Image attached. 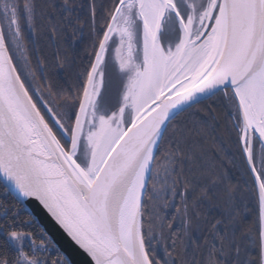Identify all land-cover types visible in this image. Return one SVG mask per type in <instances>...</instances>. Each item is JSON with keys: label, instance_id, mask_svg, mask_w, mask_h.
Instances as JSON below:
<instances>
[{"label": "snow or ice", "instance_id": "6c2138e0", "mask_svg": "<svg viewBox=\"0 0 264 264\" xmlns=\"http://www.w3.org/2000/svg\"><path fill=\"white\" fill-rule=\"evenodd\" d=\"M37 7L0 0V177L39 201L89 264H264V0H108L100 29L93 0L92 59L76 95L55 100L32 82L27 43ZM75 7L64 0L63 10ZM109 59L121 81L113 103L105 97ZM221 94L253 177L257 233L247 243L255 252L222 219L207 235L191 229L199 213L189 212L185 163L196 160L193 135L214 139L215 129L178 118ZM177 195L179 232L158 207L145 212L146 200L175 207ZM0 235V264H41L24 249L29 234L4 223Z\"/></svg>", "mask_w": 264, "mask_h": 264}, {"label": "trees", "instance_id": "16d2710c", "mask_svg": "<svg viewBox=\"0 0 264 264\" xmlns=\"http://www.w3.org/2000/svg\"><path fill=\"white\" fill-rule=\"evenodd\" d=\"M73 2L76 7L69 13L63 10L64 0H36L37 32L34 37H29L27 43L35 81L44 92L48 93V90H51L53 100L57 96L66 98L69 95H76L83 79L82 72L92 59L93 37L89 27L91 23L89 6L93 0H73ZM107 3L108 0H95L97 29L103 27L101 5ZM53 29H55V35H53ZM219 102L220 97L205 101L178 119L191 124L194 116L196 119L208 120L214 125L215 130L212 133L214 139L195 135L192 137V141L199 148L195 152L196 160L185 163V171L191 173L190 178L193 183V187L189 189L188 207L189 210L196 211L206 219L211 216L210 223L222 219L230 228L233 223L232 218L236 217L242 209L234 204V195L229 198V195L233 193L232 190H235L232 176H235L237 168L234 170L236 167L234 161L235 167L233 163H229L232 162L233 157L227 148L231 139V124L226 115L227 106L225 103L218 104ZM209 105L217 109L212 113L216 117L215 121L209 120L207 115L211 112ZM69 109H71L70 103ZM237 172L238 178L243 181L242 175L238 170ZM251 178L253 179L252 175ZM213 179L215 183L212 182ZM179 187L181 188L179 192H182L183 185ZM205 197H209L211 206L216 208L215 212H208L204 203ZM193 204L196 205L195 208ZM179 207H181V200L177 195L175 210ZM257 215L256 211L252 212L248 221L245 219V222L242 215H238L242 226L241 233L253 239L257 233ZM174 216L176 217V213H171L168 220L172 221V230L179 232L182 226L174 224L176 220H172ZM4 223H7L10 230L29 234L27 236L31 238L32 243H30L35 247L33 254L40 259L41 264H64L66 261L50 238L0 181V224ZM164 231L167 235L170 230L165 228ZM239 238L238 235L237 239ZM4 239V236L0 235V242ZM168 243L170 244L171 241ZM25 251L29 252L30 249L25 247ZM197 258H201L200 254H197Z\"/></svg>", "mask_w": 264, "mask_h": 264}, {"label": "rangeland", "instance_id": "374dc122", "mask_svg": "<svg viewBox=\"0 0 264 264\" xmlns=\"http://www.w3.org/2000/svg\"><path fill=\"white\" fill-rule=\"evenodd\" d=\"M20 63L22 64L23 62L20 61ZM105 81H106V93H105L106 100L109 103H113L115 100L117 91L119 90L121 81H120V76L118 72L116 71V69L114 68L111 59H109L108 64H107ZM32 82L35 85L39 86V83H37V81L34 80ZM39 88H40V91L44 93V95L46 96L48 95V93L44 92L40 86ZM35 98L37 100L39 99L38 96H36ZM222 100H223V95L220 96V102L218 104L223 103ZM70 110L71 109L69 108L65 109V111H70ZM230 137L231 139L228 142L227 148L233 158H232V162H229V163L230 164L231 163L234 164V162L236 163V167L234 164V167H235L234 170H236L237 168V170L243 177V181H241L238 178L237 176L238 172L236 170L235 176H232V184L235 190H232L233 193L232 195L231 194L229 195V198H232V196L234 195V202H235L234 204L239 206L242 209L239 212L241 213L240 215H242L243 217L242 219L245 222V219L248 221L249 215L252 212L256 211V213H258V204L256 201L257 199L255 200L253 179L251 178V175L249 173L250 170L247 166L246 159L244 155L242 154V144L238 143L236 132L233 131L232 128L230 132ZM260 150H261V145L259 143H254V153L257 155V157L259 155ZM257 167H259V160H257ZM161 179H163L162 175H161ZM149 187L151 189V185ZM166 191H168V198L170 199L171 197L170 189H167ZM179 191H181V188L178 186L177 192L179 193ZM187 199H189V192H188ZM172 203L176 205V199L172 201ZM204 203L206 207L208 208V212L212 211L213 213L216 211V208L211 206L209 197H205ZM146 204H147L145 208L146 213H150L153 211L154 207H158L161 210V215H163L166 220H168L169 215L171 213H176L175 207L169 206L167 208H164L163 200H159L156 205H154L152 201L146 200ZM189 212L190 214H192V212L194 211L189 210ZM144 219H145V230H147L149 226V217L146 215ZM210 220H211V216L208 217L207 219L205 216H201V215L196 216L193 219V222L191 225V229H192L194 236L199 237V236L207 234V227H208V224L210 223ZM174 224L182 226L181 218L179 215H177V213H176V220ZM233 225H235L236 227V237L238 238V235L240 236L239 241L241 242L242 248L248 247L250 251L255 252V249L251 248V246L247 243L248 238H251V237H248L246 234L241 233L242 226L238 220V215L235 217V220L231 224L230 228ZM244 226H245V223H244ZM30 242L32 243L31 238H29V236H26L24 240V249L25 247L26 248L28 247L30 249L29 253L33 254L35 247ZM192 252L193 250L189 249V255H191ZM197 254L199 253H196V255ZM161 255H163L162 249H161Z\"/></svg>", "mask_w": 264, "mask_h": 264}, {"label": "water", "instance_id": "95a60500", "mask_svg": "<svg viewBox=\"0 0 264 264\" xmlns=\"http://www.w3.org/2000/svg\"><path fill=\"white\" fill-rule=\"evenodd\" d=\"M0 181L4 184L11 195L14 196L15 199L25 208V210L30 214V216L44 231V233L50 238L67 262H70V264H89V258L87 255L55 222L47 210L44 209V207L39 203V201L35 200L34 198L20 196L15 190L14 186L7 184V182L4 181L2 177H0Z\"/></svg>", "mask_w": 264, "mask_h": 264}]
</instances>
